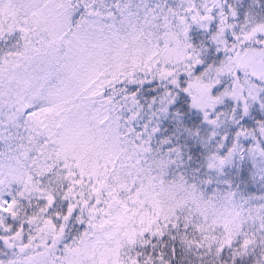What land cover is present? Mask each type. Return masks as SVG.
I'll list each match as a JSON object with an SVG mask.
<instances>
[{
    "label": "snow or ice",
    "instance_id": "obj_1",
    "mask_svg": "<svg viewBox=\"0 0 264 264\" xmlns=\"http://www.w3.org/2000/svg\"><path fill=\"white\" fill-rule=\"evenodd\" d=\"M0 264H264V0H0Z\"/></svg>",
    "mask_w": 264,
    "mask_h": 264
}]
</instances>
